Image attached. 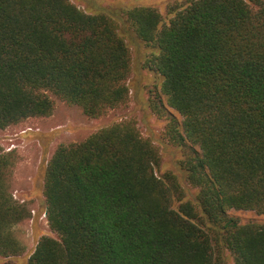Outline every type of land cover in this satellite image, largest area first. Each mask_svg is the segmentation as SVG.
Here are the masks:
<instances>
[{
    "label": "trees",
    "instance_id": "16d2710c",
    "mask_svg": "<svg viewBox=\"0 0 264 264\" xmlns=\"http://www.w3.org/2000/svg\"><path fill=\"white\" fill-rule=\"evenodd\" d=\"M169 13L163 24L151 7L0 0V131L50 117L54 98L91 119L125 107L126 29L155 49L146 68L162 83L149 105L186 149L180 168L197 190L185 201L175 174H155L160 153L132 119L59 146L43 175L54 237L25 264H225V252L233 264H264V225L229 214L264 215V0H187ZM11 167L0 155L1 258L23 253L13 228L30 217Z\"/></svg>",
    "mask_w": 264,
    "mask_h": 264
},
{
    "label": "rangeland",
    "instance_id": "374dc122",
    "mask_svg": "<svg viewBox=\"0 0 264 264\" xmlns=\"http://www.w3.org/2000/svg\"><path fill=\"white\" fill-rule=\"evenodd\" d=\"M187 0H71L81 10L114 13L129 7H151L159 11L163 24L168 23L173 14L172 7H181ZM130 50L131 70L128 80L130 98L128 104L97 119L85 116L76 106L67 105L54 98L52 115L46 118H30L16 126L0 131V155L10 159L11 192L15 200L24 203L30 210V217L13 228L14 237L23 247L18 257L1 258L0 264H25L35 249L39 239L54 237L49 230L45 215L43 196L44 169L59 146H69L84 141L96 131L114 123L132 119L145 138H149L160 153V164L155 174L161 177L171 172L176 175L184 189V200L193 202L197 190L185 180L180 168L186 149L173 145L165 135L167 120L158 117L149 102L160 93L161 77L146 68V60L155 49L142 43L132 31L120 29ZM178 120L181 117L176 114ZM174 208L177 207L175 203ZM230 216L241 224L258 223L264 225V215L251 211H229ZM225 264H233L231 255L224 253Z\"/></svg>",
    "mask_w": 264,
    "mask_h": 264
}]
</instances>
